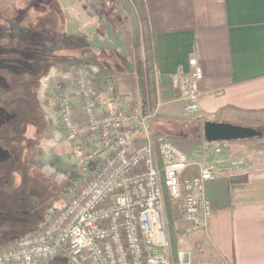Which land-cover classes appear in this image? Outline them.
<instances>
[{"label":"crops","instance_id":"obj_1","mask_svg":"<svg viewBox=\"0 0 264 264\" xmlns=\"http://www.w3.org/2000/svg\"><path fill=\"white\" fill-rule=\"evenodd\" d=\"M90 3L30 0L26 8L18 7L28 12V24L23 23L22 29L46 31V54H51L48 70L52 75L53 71H57L56 75L64 71L59 61L67 67L66 60L74 57L70 55L72 50L80 53L75 61L89 57L91 66L99 70V56L107 50L96 46V42L103 44L108 37L106 29L116 28L108 27L107 22H119L113 34L117 40L122 39L127 23L141 36L139 17L131 0L124 7V13H129L127 17L107 10L103 0ZM146 3L158 53L161 114L156 119L161 120L158 126L152 122L153 129L191 136L195 129H204L205 122L214 121L260 132L254 138L223 142L220 154L211 149L197 155L206 141H200L192 150L185 151L183 145L179 146L187 157L212 166L215 173V178L206 185V195L213 201L215 212L200 230H192V223L181 216L175 223L177 230L183 232L179 248L191 253L193 264H264V134L260 130L264 128V0H146ZM32 12L37 14L36 20L31 19ZM130 35L127 33L125 37ZM53 45L57 46L54 50ZM60 47L66 49L64 53ZM121 51V47H116L111 54L116 56ZM194 54L203 68L196 119L184 112L174 82L179 74L188 72L189 59ZM72 71L63 72L61 77L69 82ZM104 87L100 75L96 79L99 94ZM103 96L107 104H114V100ZM193 121H197V127L191 126ZM3 141L0 137L1 145ZM198 169L192 168L190 174L198 173Z\"/></svg>","mask_w":264,"mask_h":264},{"label":"built area","instance_id":"obj_2","mask_svg":"<svg viewBox=\"0 0 264 264\" xmlns=\"http://www.w3.org/2000/svg\"><path fill=\"white\" fill-rule=\"evenodd\" d=\"M203 68L197 54L175 78L187 115L200 110ZM57 101L60 124L80 163L83 181L68 202L40 227L0 248V264H193L178 248L175 260L166 224V198L177 204L192 230L207 226L215 212L206 185L212 166L191 160L152 122L159 110L103 109L96 80L84 67ZM222 142H205L197 155ZM198 167V173L190 170Z\"/></svg>","mask_w":264,"mask_h":264},{"label":"rangeland","instance_id":"obj_3","mask_svg":"<svg viewBox=\"0 0 264 264\" xmlns=\"http://www.w3.org/2000/svg\"><path fill=\"white\" fill-rule=\"evenodd\" d=\"M30 0H0V7L3 10H7V17L11 18L14 16V6L18 9V7L26 8V5L29 4ZM101 1V0H100ZM105 2V8L111 11H117V14L120 16L127 17L129 13H124V7L127 6L129 0H103ZM89 4L90 0H89ZM99 5L101 3L99 2ZM105 9V13H106ZM31 19L36 20L37 14L34 12L30 13ZM111 15V14H110ZM106 25L108 27H116V28H107V38L103 40V44L96 42V46L101 47V49H106L105 53L100 54L99 58V70L88 62L91 60L89 57H85L83 61L77 60L75 61V57L78 54L77 51L72 50L70 53V59L67 61L68 66L66 67L62 61L60 65L64 68V73H68L70 70L76 68L77 66L82 65L85 68L86 72L92 76L95 80L99 78L101 75L102 84L105 86L103 90L100 91V99L101 106L103 109L109 108H123L125 110H138L141 106V110L144 108L149 110H155L151 106V99L149 96L148 86L146 82V74H145V65L143 61V57L139 56V50L136 47L137 40L141 37L138 35V32L135 27L128 26V23L125 25V31H123L122 39L117 40V38L113 35L116 34L119 22H107ZM133 31V33H132ZM130 33V37H125V34ZM137 36V38H136ZM139 38V39H138ZM120 43L121 45H118ZM116 47H121L122 51L116 56H112V52ZM59 48V47H58ZM61 52H65L66 49L61 48ZM51 52L53 50H50ZM100 51V49L98 50ZM60 52V51H59ZM53 53V52H52ZM69 54V53H67ZM110 55V56H104ZM51 55V54H50ZM142 55V53H141ZM110 57V58H109ZM112 57V58H111ZM59 58H63L62 55ZM74 59V60H73ZM13 64L16 63L10 62L7 65V69L9 71L8 79L6 76L0 74V96L2 91L6 88V86L12 85L16 86V84H22L21 87L18 88V96L29 99L30 103L34 102V109L36 113V119L39 120L28 121L27 131L25 133V139H28L30 142V148L25 146V149L22 151V164L21 158L19 156V152H16L15 158L17 163L7 164L9 160V155H11L9 147L0 148L2 156L0 162V192L9 193L10 190L18 187L19 183L23 180V176L26 172L33 174L34 171L42 178L43 184L46 189V196L43 200H40L41 204V212L44 213L45 218L62 208L70 199L72 194L75 192V189L83 181V173L80 171L79 166L80 163L78 160H75L72 156V147L69 145L65 138V133L60 124V115L57 110V96L62 93H69V89L67 87H71L73 85L72 76L69 82H66L61 75L57 74V71H53V76L50 70H46L39 75V77L33 76H25V75H14V72L11 70ZM15 69V68H14ZM73 69V71H74ZM16 70V69H15ZM72 71V73H73ZM13 72V73H12ZM144 75V86L141 87L140 82V74ZM55 82V83H51ZM100 81V79L98 80ZM100 82H98L99 85ZM141 87V91H140ZM98 88V87H97ZM12 95V92H8L3 95L2 101H11L12 99L9 97ZM57 95V96H56ZM107 95L110 99L114 100V104H107L106 101L103 100L102 96ZM106 97V96H103ZM24 100H21L17 106H11L9 108L10 111H16L20 107L28 108L27 105L23 103ZM47 101V102H46ZM159 103V100H158ZM0 105L2 102L0 100ZM158 107V104H157ZM23 108V109H24ZM2 110H0V125L2 124ZM161 114L160 110H158L157 115L155 116V123L158 126V120L156 119ZM190 118L196 119V115H187ZM197 121H193L192 125L197 127ZM196 131V135L191 133V136H176L173 132H167L170 134V138L172 142L177 146H184L186 148L193 149V147L200 143V138L203 135L201 130ZM259 130V129H258ZM264 134V128L260 129ZM155 131V129H154ZM1 132V130H0ZM197 135H201L200 137ZM15 140V139H14ZM23 144L26 145L25 141ZM19 146L17 141H14L12 146ZM182 151V148H178ZM183 152V151H182ZM185 154V153H184ZM17 164L22 165L23 173L21 171L16 170L15 166ZM23 175V176H22ZM11 188V189H10ZM10 189V190H9ZM9 190V191H8ZM38 201V198L35 199ZM167 200L166 198V208H165V216H166V224L168 225V213H167ZM172 206L175 209V213L179 218H182V211L177 204L173 202ZM46 219H43L44 221ZM177 222V221H176ZM41 224V223H40ZM169 230V227H168ZM22 236V235H21ZM169 238L171 241V235L169 232ZM10 240V238L8 239ZM4 242V238L0 234V248H2V244ZM181 242L178 240V247H180ZM64 264H70L68 258L64 259Z\"/></svg>","mask_w":264,"mask_h":264},{"label":"flooded vegetation","instance_id":"obj_4","mask_svg":"<svg viewBox=\"0 0 264 264\" xmlns=\"http://www.w3.org/2000/svg\"><path fill=\"white\" fill-rule=\"evenodd\" d=\"M44 1V0H43ZM14 16L11 18L7 17L6 14L8 13L7 10H3L2 7H0V74L3 76H6L9 82L8 77V69L7 65L10 62L16 63V65L13 64V67H11V70L14 72V75H19V72L21 69H24L25 72L32 74L33 76L39 77L42 72L48 70L49 66L51 65V62L48 61L50 59L49 53L46 54V49H48V46L45 45V42L47 40V33L44 29H41V31H30L28 29H22L21 25L23 23L28 24V12L27 9L25 11H20L14 6L13 11ZM40 25H44V22H41ZM57 46L53 45V50ZM51 50V47H49V51ZM19 54V55H18ZM27 60V61H26ZM19 61L21 63H19ZM16 70H15V69ZM20 70V71H19ZM12 72V73H13ZM35 74V75H34ZM38 74V75H37ZM27 76H29L27 74ZM15 87L12 85L6 86L5 92H12V95L9 96L12 100L11 101H4V104L7 109V113L10 115L8 116V122H6V125L3 123L5 122L2 118V124L0 125V136L8 138V137H14L19 143V146H17L16 149H14V156L12 159L14 164L17 163V160L15 158L16 152H19V156L21 158V164L23 162L22 160V151L25 149V146L27 148H30V141L28 139H25V133L27 131V125L28 121L31 119L34 121H39L36 119V113L35 109L33 107L34 102L30 103L29 99H23L25 96L20 97L18 96V84L15 83ZM21 100H24L23 103L28 106V108L20 107L16 111H10L9 108L11 106H17L18 103H20ZM24 108V109H23ZM3 117V113H2ZM25 141L26 145L23 144ZM11 164V162L9 161ZM19 171L23 172L22 165H14ZM26 186L29 185V181L26 182ZM21 195H30V199L28 197H21ZM46 196V192H43L41 194L37 193L35 194L32 189L29 191H26L24 193H16L15 191H12V193H3V195L0 196V198L8 197L9 203L13 205V207H28L29 200H34L35 198L40 200H43V198ZM7 199V200H8ZM41 207V204H39ZM35 215H38V211L34 212ZM34 215V216H35ZM24 228L26 227L23 224ZM24 228H17L13 231L12 234H20L23 233L25 230ZM9 233V232H8Z\"/></svg>","mask_w":264,"mask_h":264},{"label":"trees","instance_id":"obj_5","mask_svg":"<svg viewBox=\"0 0 264 264\" xmlns=\"http://www.w3.org/2000/svg\"><path fill=\"white\" fill-rule=\"evenodd\" d=\"M131 2L136 9V12H137V15L140 21V27H141V36H140L141 38L140 39L138 38L139 40H137L136 47L139 50V56L141 58L143 57V61L145 65L146 82L148 86L147 88H148L149 96L151 99V106L153 108H156L158 104V100H159V93H158L159 86H158V77H157L158 76V53H157V46H156V35L151 25L150 12H149L146 0H131ZM19 63L21 62L19 61ZM30 73H27L24 71V69H21V71L19 72V75L23 74L27 76L28 74L29 76H31ZM140 82H141L140 84L141 87H143L144 86L143 73L140 74ZM18 86L21 87L22 84H18ZM141 87H140V91H141ZM4 94H6L5 89L2 91V94L0 96V100L2 102V105H0V110H2L3 112V120L5 121V122L3 121L2 122L6 125V122H8V116L10 115L7 113V109L4 104V101H2L3 99L2 97ZM61 96H62V93H60L57 96V98L59 99ZM196 131H197L196 129L193 131V136L194 134L195 135L197 134ZM202 132H203V135L200 138L201 143L206 141L204 138V129H202ZM155 134L167 136L170 138V134L166 132L155 131ZM197 136L200 137L201 135H197ZM0 137L4 140L3 144L2 145L0 144V148H3L4 146V147H9L11 149L12 147V150H10L11 155H9V160L7 163V164H10L9 163L10 161L12 164L14 160L12 159L14 156V149H16L15 148L16 145L12 146V144L14 141H16V139L12 136L8 138L2 137V136ZM0 154H1V151H0ZM1 158L2 156H0V162H2ZM21 173L23 172L21 171ZM42 179L44 180L45 178L40 177L35 171L33 174L26 172L23 176V180L19 183L18 187L12 190H10L11 189L10 188L9 189L10 191L9 190L8 191L9 193H12V191H15L16 193L19 194V193H24L32 189V191L35 194L37 193L41 194L43 192H46V189H45L46 187L43 184ZM28 181H29V185L26 186L25 184ZM1 195H3V192H0V196ZM21 197H28V199L31 198L30 195L29 196L21 195ZM7 199L8 197L0 198V234L4 238V242L1 245L2 248L8 246L10 243L16 241L22 236L29 234L31 232H34L44 222L43 219H46L44 216V213L41 212V207L39 205L40 204L39 199L38 201L35 200L36 198L31 201L29 200L31 204H29L28 207H13V205H11L8 202L9 199L8 200ZM35 211L39 212L38 215H35L34 213ZM167 213H168V225H169L168 227H169V232L171 235V241H170L171 250H172L175 260H177V253H178V248H179L178 240H179V236L182 235L183 232L177 230L176 228L175 223L179 219V216H177V214L175 213V209L172 206L171 200L169 198L167 200ZM23 224L26 226L25 228ZM17 228H24L25 230L23 231V233H20L17 235L12 234L13 231ZM9 238L10 240H8ZM63 262L64 260L57 261V263H61V264H64Z\"/></svg>","mask_w":264,"mask_h":264},{"label":"water","instance_id":"obj_6","mask_svg":"<svg viewBox=\"0 0 264 264\" xmlns=\"http://www.w3.org/2000/svg\"><path fill=\"white\" fill-rule=\"evenodd\" d=\"M259 135L256 129L230 123L207 121L204 124V138L208 143L245 140Z\"/></svg>","mask_w":264,"mask_h":264}]
</instances>
